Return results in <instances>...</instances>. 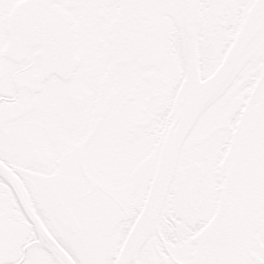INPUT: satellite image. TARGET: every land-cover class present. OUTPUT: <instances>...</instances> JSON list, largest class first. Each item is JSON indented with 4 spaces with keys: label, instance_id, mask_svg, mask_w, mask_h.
Returning a JSON list of instances; mask_svg holds the SVG:
<instances>
[{
    "label": "snow or ice",
    "instance_id": "snow-or-ice-1",
    "mask_svg": "<svg viewBox=\"0 0 264 264\" xmlns=\"http://www.w3.org/2000/svg\"><path fill=\"white\" fill-rule=\"evenodd\" d=\"M204 8L223 10L235 22L246 19L254 32L253 41L227 59L231 40L225 42L206 89L215 101L238 84L241 91L256 85L253 103L258 102L264 98L259 70L264 63V0H0V162L29 193L32 186L55 185L68 173L79 176L90 197L102 191L90 169H78L79 141L101 110L136 105V95L122 92L117 83L124 69L143 67L125 38L126 24L110 27V16L120 13L126 20L139 12ZM12 137L18 145L28 139L31 156L20 167L38 176L26 177L9 163ZM33 208L25 207L15 182L0 169V264H138L141 258L145 264H175L174 248L161 247L152 259L161 226L171 233L169 239L189 229L181 257L186 264H264V226L258 220L225 260L220 253L205 252L207 231L194 236L205 218L194 221L170 210L157 221L142 205H129L116 224L119 238L90 252L73 242L79 225L63 205L45 210L33 202ZM125 240L129 243L122 252Z\"/></svg>",
    "mask_w": 264,
    "mask_h": 264
},
{
    "label": "flooded vegetation",
    "instance_id": "flooded-vegetation-1",
    "mask_svg": "<svg viewBox=\"0 0 264 264\" xmlns=\"http://www.w3.org/2000/svg\"><path fill=\"white\" fill-rule=\"evenodd\" d=\"M161 12L167 24V31L164 32L158 30L157 12H141L144 22L148 25L151 59L139 62L142 68L124 69L123 77L117 83V88L122 92H132L136 95V105L131 108L116 106L111 111L106 109L100 111L88 133L79 141L82 155L77 161V166L80 171L87 173L90 169L95 177L99 166L103 163L116 165V167L126 162L130 165V145L133 149L141 150L140 145L147 136V131L155 129L159 140L163 132L174 121L183 97L187 41L182 12L180 11L179 14V22L175 18L170 19V15L166 12ZM117 15L118 13H115L110 16V27ZM243 20L242 18L239 22H235L230 14L216 8L196 10L194 44L200 76L207 78L213 73L212 69L220 49L224 47L226 41L231 40L232 43ZM229 46L230 44L227 49ZM263 65L264 63L259 65V70ZM166 69L173 70L176 76L173 85L165 77L164 70ZM253 87L254 85L243 88L241 91V85L238 84L229 94L215 100L202 114L181 148L174 177L158 220L170 210L192 217L194 221L205 218L207 223L199 232L194 233V236H199L203 232L214 215L231 141ZM245 96L247 99H244ZM52 106L57 108L59 101L54 99ZM102 113H104L102 121L91 135ZM160 142H157L158 146ZM27 143V138L24 145H18L15 137L10 139L9 163L18 168L26 177L38 176L30 169L20 167L26 164L31 156ZM133 145L138 146L133 147ZM132 161H135L136 167L130 170V178L141 177L144 181L147 179L149 185L151 154L141 155V152H138ZM0 169L9 173L30 211H34L33 202L45 210L54 208L58 204L63 205L79 225L80 235L86 230L84 222L78 219L74 209L67 205L63 198L68 174L52 186L34 185L29 193L12 174L11 168L0 162ZM40 179L47 180L48 178L40 176ZM93 182L99 183L95 178ZM147 187L142 191V201L138 205H143ZM101 188L102 191L93 195L102 194L110 198V193L102 185ZM84 191V194L89 196L90 189L85 188ZM139 191L140 189L136 194ZM49 197L51 201L45 204L43 199H49ZM133 198L134 196L130 198V205H137L139 201ZM119 206L122 208L121 205ZM257 220L264 226V205L257 215ZM188 231L189 229L185 228L184 232L169 239L171 233L166 232L161 226L158 229L159 241L152 250V259L155 260V254L160 252L161 247L174 248L177 253L174 257L175 264H186L181 257L185 255L184 249L189 243L184 239V234ZM138 264H145V260L139 259Z\"/></svg>",
    "mask_w": 264,
    "mask_h": 264
},
{
    "label": "water",
    "instance_id": "water-1",
    "mask_svg": "<svg viewBox=\"0 0 264 264\" xmlns=\"http://www.w3.org/2000/svg\"><path fill=\"white\" fill-rule=\"evenodd\" d=\"M183 14L187 41V76L182 104L174 126L165 135L159 149L141 209L147 211L152 219L157 221L174 176L181 148L201 115L214 102L205 85L215 76V72L207 79L201 80L196 61L194 44L196 10L186 9L183 10ZM122 22L126 24L125 38L138 61L151 59L148 25L144 22L142 13L130 14L126 20L118 13L111 27ZM253 39L254 32L249 29L244 19L224 56L225 59ZM261 43L264 44V41ZM260 78L264 80V66ZM255 91L256 85L248 98L231 141L214 215L203 230L208 232L205 252L220 253L225 260L231 255L245 231L256 222L257 215L264 205V98L253 103ZM103 116L104 113L95 128L100 125ZM11 180L13 181L12 178ZM17 190L20 194L18 187ZM25 207L29 209L26 203ZM128 243L125 240L122 252ZM128 254L134 256V248L129 250Z\"/></svg>",
    "mask_w": 264,
    "mask_h": 264
},
{
    "label": "rangeland",
    "instance_id": "rangeland-1",
    "mask_svg": "<svg viewBox=\"0 0 264 264\" xmlns=\"http://www.w3.org/2000/svg\"><path fill=\"white\" fill-rule=\"evenodd\" d=\"M161 13L163 12H157L156 21H158L159 24L158 30L164 32L167 28V24ZM166 14L175 18L177 21L179 20L180 12H166ZM164 72L166 75L165 77L169 79L173 85L176 77L173 70L166 69ZM166 131L163 132L159 140L157 138L158 132L155 129L147 131V136H145L140 145L142 148L141 150L133 149L130 145V165H127L126 162L118 164L117 167L116 165L107 163H103L99 166V171L96 172L95 179L110 193V198L102 194L92 195L91 197L85 195V187L79 176L68 173L65 181L66 191L65 194H63V198L67 205L74 209L78 219L84 222V229H86H83L84 231H82L81 235L78 232L72 237L74 243L90 252H99L119 238L116 224L121 217L122 209L130 205V198L133 196L135 201H139L137 203L138 205L140 201H142V191L148 185L147 179L144 181L141 177L130 178V170L136 167L135 161H132V158L135 157V154L138 152H141V155H146V153L151 154L149 165L151 175L159 149L158 143L163 139V135ZM136 146L133 145V147ZM124 152H126V150H124ZM138 189H140V191L136 194ZM43 200L45 204L51 201L50 197L49 199L44 198ZM119 205H121L122 208H120Z\"/></svg>",
    "mask_w": 264,
    "mask_h": 264
}]
</instances>
